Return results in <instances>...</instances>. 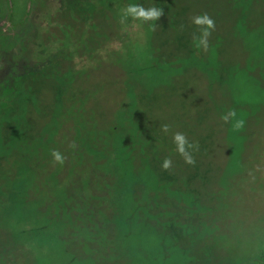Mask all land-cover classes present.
I'll list each match as a JSON object with an SVG mask.
<instances>
[{"label":"rangeland","instance_id":"rangeland-1","mask_svg":"<svg viewBox=\"0 0 264 264\" xmlns=\"http://www.w3.org/2000/svg\"><path fill=\"white\" fill-rule=\"evenodd\" d=\"M263 256L264 0H0V264Z\"/></svg>","mask_w":264,"mask_h":264},{"label":"clouds","instance_id":"clouds-1","mask_svg":"<svg viewBox=\"0 0 264 264\" xmlns=\"http://www.w3.org/2000/svg\"><path fill=\"white\" fill-rule=\"evenodd\" d=\"M125 15H131L134 18H141L143 20L158 19L162 15V11L156 8L150 10H144L139 6H129L126 9ZM194 24L206 26L201 28V37L199 38V44L207 45V37L210 35V30L214 28V22L206 14L203 16H197L194 18ZM174 143L176 144L177 151L185 157L188 164H194L195 161L192 159L191 155L188 153L187 148H191L192 144L189 143L186 137L182 133H176L174 135ZM53 158L56 161L62 162L63 157L59 151H53ZM171 166V160L165 158L162 167L168 169Z\"/></svg>","mask_w":264,"mask_h":264},{"label":"flooded vegetation","instance_id":"flooded-vegetation-1","mask_svg":"<svg viewBox=\"0 0 264 264\" xmlns=\"http://www.w3.org/2000/svg\"><path fill=\"white\" fill-rule=\"evenodd\" d=\"M44 70H35V71H33V70H31V71H28L27 73H30V74H27L26 76H25V78L26 77H28L29 79L31 78V76H32V73H36V74H39L40 72H43ZM47 72V71H46ZM77 154V156H76V158L73 160V163H74V169H77V167H79V163H80V160H81V157L78 155V153H76Z\"/></svg>","mask_w":264,"mask_h":264},{"label":"trees","instance_id":"trees-1","mask_svg":"<svg viewBox=\"0 0 264 264\" xmlns=\"http://www.w3.org/2000/svg\"><path fill=\"white\" fill-rule=\"evenodd\" d=\"M96 152V151H95ZM97 153V152H96ZM197 162V160L195 161V163ZM149 171V175H150V178L152 177L155 181H154V184H156L158 181H159V179H158V176H156L154 173H152V172H150V170H148ZM156 182V183H155ZM154 186V185H153ZM259 260V259H258ZM260 262H261V264H264V256L261 258V260H259Z\"/></svg>","mask_w":264,"mask_h":264}]
</instances>
